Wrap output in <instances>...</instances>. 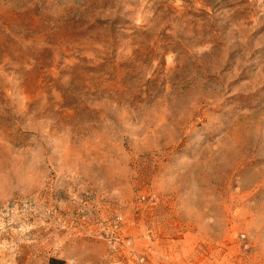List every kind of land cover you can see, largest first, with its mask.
<instances>
[{"label":"rangeland","instance_id":"1","mask_svg":"<svg viewBox=\"0 0 264 264\" xmlns=\"http://www.w3.org/2000/svg\"><path fill=\"white\" fill-rule=\"evenodd\" d=\"M0 264H264V0H0Z\"/></svg>","mask_w":264,"mask_h":264}]
</instances>
